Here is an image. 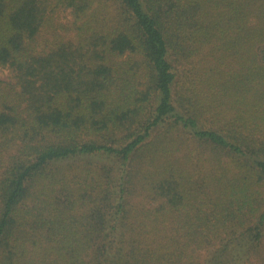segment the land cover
I'll return each instance as SVG.
<instances>
[{
  "label": "trees",
  "instance_id": "16d2710c",
  "mask_svg": "<svg viewBox=\"0 0 264 264\" xmlns=\"http://www.w3.org/2000/svg\"><path fill=\"white\" fill-rule=\"evenodd\" d=\"M0 66V264H264V0H0Z\"/></svg>",
  "mask_w": 264,
  "mask_h": 264
},
{
  "label": "rangeland",
  "instance_id": "374dc122",
  "mask_svg": "<svg viewBox=\"0 0 264 264\" xmlns=\"http://www.w3.org/2000/svg\"><path fill=\"white\" fill-rule=\"evenodd\" d=\"M60 15L63 21H69L72 18V15L70 14V8L66 9L65 11H62ZM0 78L14 81L10 70L8 68L1 66H0Z\"/></svg>",
  "mask_w": 264,
  "mask_h": 264
}]
</instances>
